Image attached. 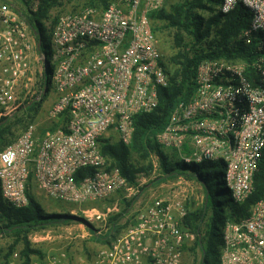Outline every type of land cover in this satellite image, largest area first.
Segmentation results:
<instances>
[{
    "label": "built area",
    "instance_id": "built-area-1",
    "mask_svg": "<svg viewBox=\"0 0 264 264\" xmlns=\"http://www.w3.org/2000/svg\"><path fill=\"white\" fill-rule=\"evenodd\" d=\"M41 1L30 0L27 6L19 0L20 7L0 0V120L15 116L25 101L27 106L41 102L51 80L56 100L48 120L62 123L42 136L32 124L0 151L2 197L17 209L29 206L33 188L47 199L76 206L118 193L138 199L145 183L162 176L158 157L151 156L150 177L131 185L102 154L100 140L114 133L118 142L131 145L136 116L159 106V89L168 87L170 76L151 15L167 0H112L106 8L88 6L60 15L55 23L51 14L44 21L53 47L50 54L39 50V31L28 18ZM239 5L252 15L240 36H260L251 64L255 78L248 77L243 61H202L193 94L178 100L164 129L151 138L186 164H223V181L232 199L244 205L255 191L264 155V0H223L219 10L229 14ZM34 61L42 69L39 87ZM83 169L89 172L77 180ZM160 188L164 191L136 222L98 249L89 264L194 263L188 249L197 236L182 227L193 190L180 182ZM122 207L118 200L105 210L73 211L89 223L103 224L96 230L101 237L109 233V218ZM4 234L0 220V236ZM223 242L220 264H264V199L252 205L247 217L226 222ZM59 257L52 264H69L67 253Z\"/></svg>",
    "mask_w": 264,
    "mask_h": 264
},
{
    "label": "trees",
    "instance_id": "trees-1",
    "mask_svg": "<svg viewBox=\"0 0 264 264\" xmlns=\"http://www.w3.org/2000/svg\"><path fill=\"white\" fill-rule=\"evenodd\" d=\"M4 1V0H3ZM29 6L30 0H22ZM112 0H86L83 7L95 6L106 8ZM223 0H180L171 10L162 9L151 15L153 23H165L169 29L174 30L173 46L176 54L169 59V64L164 61L170 83L168 87L159 89V106L149 114H140L135 118V132L131 145L126 146L120 142H111L108 139L100 140L102 154L108 159L111 167L120 168L122 175L131 185H137L142 178H149L152 172L151 156L156 155L161 166L162 176L192 175L198 178L207 189L205 210L196 207L194 202L182 227L195 233L197 239L188 249L192 256H201L199 264H220L223 248V229L228 220L239 221L249 215L250 209L258 200L264 199V155L259 164L258 172L255 175V191L244 205H240L231 199L226 201L227 209L213 201L210 223L204 226L209 200L211 197L212 183H216L218 177H223L224 166L216 162H204L201 164H186L178 154L167 152L154 140L151 135L161 131L167 124L168 113L172 110L178 100H188L195 90V74L198 65L204 60H227L243 61L248 65L247 75L254 79L255 74L251 64L257 58L258 52L255 47L260 41V36L254 35L250 40L240 35L249 28L252 15L248 9L239 5L229 14H224L219 10ZM63 6V0H42L37 12L30 14L29 21L35 23L39 33L42 35V42L50 44V37L45 27L44 21L50 19L52 12ZM54 19V23L56 21ZM155 33L159 29L154 26ZM158 35V34H157ZM189 40V41H188ZM164 58V57H163ZM53 68L50 69L49 74ZM51 81V80H50ZM47 84L46 96L38 106H41L46 97L53 91L51 82ZM37 107L36 110H38ZM10 120L3 118L0 120V151L11 145L15 140H9L11 135ZM5 122V123H4ZM58 126L50 128L55 130ZM211 168H219L214 175ZM208 171V173H206ZM89 172L83 169L78 172L76 178L80 180ZM161 177V176H159ZM158 177V178H159ZM171 177V178H173ZM150 181L148 184H150ZM33 184V178L30 177ZM147 184V185H148ZM162 184V183H161ZM147 185L141 188L145 191ZM160 185V184H159ZM217 188L220 186L216 183ZM227 193L231 195L228 189ZM209 192V194H208ZM218 193L225 194L220 189ZM30 204L28 207L17 209L6 202L1 193L0 187V220L5 233L14 234L16 240L9 247L8 253L4 256L3 264H9L12 255L16 251V246L23 243L24 247L20 253V264H31L34 256L42 258L43 252L33 247L29 240L31 231L38 227H44L52 221L63 219H76L83 221L80 216L73 217L69 214L49 213L46 208L28 192ZM137 197L132 200L124 199L123 193H118L101 202H92L91 209L97 208L105 210L101 206L109 204L113 206L118 200H122V211L128 210L134 204ZM87 206V205H85ZM57 207L65 209L63 206ZM77 210H84L82 207L74 206ZM121 214H115L109 218L113 226L120 218ZM127 224L125 227L130 226ZM218 224H217V223ZM217 224V225H216ZM120 231V230H119ZM110 232V231H109ZM118 233L101 243L109 245L116 239Z\"/></svg>",
    "mask_w": 264,
    "mask_h": 264
},
{
    "label": "rangeland",
    "instance_id": "rangeland-1",
    "mask_svg": "<svg viewBox=\"0 0 264 264\" xmlns=\"http://www.w3.org/2000/svg\"><path fill=\"white\" fill-rule=\"evenodd\" d=\"M7 1L15 6H21L19 0H4ZM180 0H167L166 5L163 9L171 10V8L178 4ZM86 0H63V6L56 8L52 12V17H59L65 13L75 12L80 10ZM252 22V18L249 20ZM154 26H157L159 29L158 31V39L160 43V48L163 53L164 61L169 64V59L176 54L173 46V34L174 30L169 29L165 23L162 22H155ZM189 41V40H188ZM43 51H46L48 54L53 52V47L49 43H44L42 45ZM36 69V77H37V87H39L41 83V65L36 63L34 64ZM49 76V73H48ZM56 100V96L53 92H51L46 99L42 102L41 106H38V103H33L32 105H28L29 101H25L22 109L11 118L10 125H11V135L9 136V140L17 139L22 132L26 130V128L30 125H35L38 130V135L42 136L45 134L47 130H51L50 128L60 126L62 120L56 121H49L48 120V110ZM38 108V110H36ZM5 123V122H4ZM57 127V128H58ZM56 128V129H57ZM105 139V138H104ZM106 139L110 140L111 142H117V138L114 133H110ZM168 152V150H166ZM219 171V168H211L210 172L212 174H216ZM208 173V171H206ZM175 178H183L182 183H189V187L192 188V200L196 207L205 210L206 206V199L202 202V198H204L207 194V189L205 184H203L198 178L192 175H179ZM174 182H181V180H175ZM149 182L145 183L147 185ZM216 183H219L220 186L217 188ZM216 183H212V191L209 206L207 210V217L204 223V226L210 223L212 218V203L216 201L220 203L223 209H227L226 201L231 199V195L228 194L226 191L227 186L226 183L223 181V177H218ZM219 189L225 194L218 193ZM164 189L157 188L154 186L149 188L139 195L136 202L130 207L128 210H121L118 214H121L118 221L115 225H111L110 221L108 220L107 226L105 228H109V231L116 227V232L118 236L125 233L126 230L132 226L140 213L144 212L146 208L152 203L154 197ZM32 195L42 204L44 208L47 209L49 213H57V214H69L73 217H78L74 209H76V205H71L69 203L51 200L45 198L36 188L31 190ZM58 205L63 206L65 209L57 207ZM87 206L83 205L78 206L79 208L82 207L85 209H91V205L86 204ZM114 206V205H113ZM109 204H103L102 208L113 207ZM192 207V205L190 206ZM82 217V216H80ZM128 227H125L127 224L132 223ZM217 223V222H216ZM218 224V223H217ZM216 224V225H217ZM104 228V225L97 222H87L85 219L83 221H78L76 219H63L52 221L44 227H38L31 231L28 235L29 240L32 243L33 247L37 250L43 252L44 256L40 258L39 256H34L33 261H36L38 264H52L56 259H60V255L65 252L69 257V264H89L93 258L95 252L104 247L106 244L101 243L100 238L106 237L105 233L102 232V236L99 237L97 234L94 233V229H101ZM120 230V231H119ZM117 236V237H118ZM16 240V236L14 234L5 233L3 236H0V264L4 262V256L8 253V249L10 246L14 244ZM23 243H19L16 246L15 253L18 254V257L15 258L14 254L12 255L9 264H20V253L23 250ZM83 260V261H82ZM201 260V256H194L193 264H199ZM32 261V262H33ZM60 263V261H58Z\"/></svg>",
    "mask_w": 264,
    "mask_h": 264
},
{
    "label": "water",
    "instance_id": "water-1",
    "mask_svg": "<svg viewBox=\"0 0 264 264\" xmlns=\"http://www.w3.org/2000/svg\"><path fill=\"white\" fill-rule=\"evenodd\" d=\"M38 34H39V38H40V42H39L38 48H39V50L42 51V44H43L42 35H41V33H38ZM46 91H47V87L45 88V93H46ZM171 177H173V175L161 176V177L157 178L156 180L152 181L150 184H148L145 190H147L149 188H152L154 186H157V185H159L161 183H164L165 181H167ZM208 194H209V192H208ZM93 231L96 234V229H94ZM115 232H116V227H113L110 230V232L106 235V237L101 238V240L102 241H106V240L110 239L114 235Z\"/></svg>",
    "mask_w": 264,
    "mask_h": 264
},
{
    "label": "crops",
    "instance_id": "crops-1",
    "mask_svg": "<svg viewBox=\"0 0 264 264\" xmlns=\"http://www.w3.org/2000/svg\"><path fill=\"white\" fill-rule=\"evenodd\" d=\"M160 49H161V48H160ZM161 52H162V50H161ZM162 54H163V53H162ZM33 58H34V56H33ZM33 63L36 64L35 61H34ZM175 180H181L180 183L182 184V186H183L184 188H189V183H187V182L182 183L183 178L178 179V178H175V177L168 179L167 181H165L164 183H162V184H160V185H157V188H160V187H163V186H165V185H167V184H170V183H172V182L175 181Z\"/></svg>",
    "mask_w": 264,
    "mask_h": 264
}]
</instances>
